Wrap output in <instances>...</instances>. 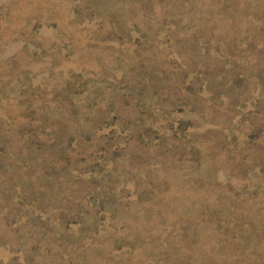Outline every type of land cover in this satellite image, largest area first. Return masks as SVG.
Listing matches in <instances>:
<instances>
[{"label":"rangeland","instance_id":"rangeland-1","mask_svg":"<svg viewBox=\"0 0 264 264\" xmlns=\"http://www.w3.org/2000/svg\"><path fill=\"white\" fill-rule=\"evenodd\" d=\"M0 264H264V0H0Z\"/></svg>","mask_w":264,"mask_h":264}]
</instances>
